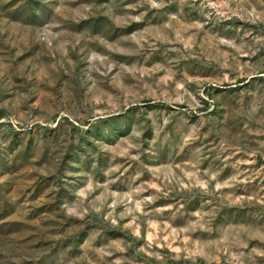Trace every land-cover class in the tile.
<instances>
[{"label": "rangeland", "instance_id": "1", "mask_svg": "<svg viewBox=\"0 0 264 264\" xmlns=\"http://www.w3.org/2000/svg\"><path fill=\"white\" fill-rule=\"evenodd\" d=\"M0 264H264V0H0Z\"/></svg>", "mask_w": 264, "mask_h": 264}]
</instances>
